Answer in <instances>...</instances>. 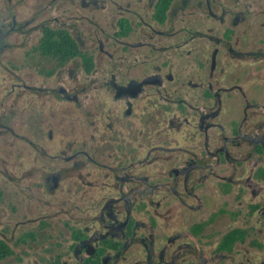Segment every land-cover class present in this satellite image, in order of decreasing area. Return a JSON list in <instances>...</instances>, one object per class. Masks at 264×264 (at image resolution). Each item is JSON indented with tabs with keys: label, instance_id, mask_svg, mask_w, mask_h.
Here are the masks:
<instances>
[{
	"label": "rangeland",
	"instance_id": "rangeland-1",
	"mask_svg": "<svg viewBox=\"0 0 264 264\" xmlns=\"http://www.w3.org/2000/svg\"><path fill=\"white\" fill-rule=\"evenodd\" d=\"M156 1L0 0V221L13 226L43 215L61 233L60 221L78 216L79 200L55 204L47 189L53 174L74 178L63 181L65 193L70 183V193L85 183L87 222L119 194L122 176L133 179L125 188L144 176L167 184L171 189L147 197L157 240L209 220L200 237L217 240L257 220L238 209L247 215L251 201L264 205V182L249 175L259 159L264 167V155L253 151L255 139L264 142V0H175L164 24L153 18ZM122 17L133 30L117 37ZM46 26L68 29L93 55L90 74L80 59L61 65L42 54ZM178 100L187 109L176 113ZM154 144L160 149L147 155ZM184 160L203 167L194 170L183 203L171 170ZM223 175L242 178L235 190L243 198L225 194ZM197 192L200 199L191 195ZM41 196L49 206L36 200ZM21 249L26 260L40 255L29 245Z\"/></svg>",
	"mask_w": 264,
	"mask_h": 264
},
{
	"label": "flooded vegetation",
	"instance_id": "flooded-vegetation-1",
	"mask_svg": "<svg viewBox=\"0 0 264 264\" xmlns=\"http://www.w3.org/2000/svg\"><path fill=\"white\" fill-rule=\"evenodd\" d=\"M54 29L69 31L65 28ZM163 102L165 103V101ZM178 102L179 108L176 109V113L180 109L185 111L187 105H182L180 100ZM158 103V98L153 101L152 111L155 114L159 111ZM150 116L152 115H149V121L152 122ZM187 116L189 115L187 114ZM154 120H156V116ZM146 130L149 132L148 128ZM236 135L242 137L239 127ZM244 137H246L245 134ZM260 142V139L254 140L253 151L255 154L264 155V150L260 152L256 149L257 144L259 145ZM159 147L160 145L157 144L152 145L147 155H151L153 149ZM206 149L208 150L207 143ZM119 150L115 148L111 153L118 155ZM218 152L223 153L226 159L230 157L227 148H220ZM90 162L96 163L97 161L92 158ZM97 163L103 166L107 165L106 163ZM202 165L197 160H184L180 167L171 170V173L174 174V193L179 197L180 202L184 203L182 192L183 190L187 192V185L192 179L194 170L202 168ZM205 167L208 168L209 166ZM260 168L264 167L261 166L259 159L257 164L254 163L253 171L249 173L254 183L264 182V178L260 176ZM208 173L203 181L200 179L201 177L196 181L207 182L214 172L209 170ZM52 177V188L47 187L49 194L48 191L45 194L54 196L55 204L60 201V198L66 197L72 203L77 198L79 200L78 216L71 214L66 216V220H61V233H59V229H56V225L43 215L34 218V220L17 221L13 226L11 220H1L0 264H264V258H262V255L264 256V240L260 239L264 235V205L262 206L261 201L257 203L251 201L247 215L244 212L245 208L238 209L240 216L255 217L256 221L252 224L241 223V225H235L223 232L220 239L204 240L200 237L211 223L209 220L208 223L206 222L202 226L194 223L190 226L189 231L180 228L173 236L170 235L165 240H157L153 231L155 224H150L147 197L152 195L158 188L168 189L167 184L164 186L160 182H152L148 176H144L142 184L138 183L131 188H125V184L133 182V179L122 176L121 179L124 181L119 188V194L103 200L100 210L96 209V211L99 210V214H94L91 220L87 222L85 218V183L77 181L79 184L77 192L71 193L70 191L75 187H73L74 183H70L72 186L65 193V186H62L63 181L73 180L74 178L64 179L62 176L56 177L55 174ZM118 178L120 177L118 176ZM220 179L223 180L225 194H236V196L243 198L244 193L241 189L235 190L236 184L242 182V178L223 175L220 176ZM239 184L242 185V183ZM41 188L45 189L46 187ZM42 189L39 188V190ZM60 190L61 192H59ZM40 194L45 195L43 192ZM191 195L201 198V196H198V192ZM38 199L42 202L46 201L42 196L36 198V200ZM141 200L142 205H140V208L144 213L145 221L139 222L134 213L137 211L135 209L136 205ZM44 206L47 207L49 204L44 202ZM93 208H95V205H93ZM74 210L75 208L72 207V212ZM64 212L61 210L60 213L64 214ZM28 224L33 225L21 229L22 226ZM258 225L259 227H257ZM236 228H241L247 233L244 232L243 237L235 241L222 240L225 235ZM204 237L208 238L207 236ZM251 238H257V240ZM25 245L33 247V252L39 253L41 256H32L29 260L23 258L21 248Z\"/></svg>",
	"mask_w": 264,
	"mask_h": 264
},
{
	"label": "trees",
	"instance_id": "trees-1",
	"mask_svg": "<svg viewBox=\"0 0 264 264\" xmlns=\"http://www.w3.org/2000/svg\"><path fill=\"white\" fill-rule=\"evenodd\" d=\"M173 2L174 0H157L154 5L153 18L160 24L166 23ZM118 26L119 30L116 32L117 37L129 36L133 30L130 20L126 17H122L118 20ZM39 50H41L42 54L60 64H65L74 59H80L85 72L88 74H90L95 67L93 55L83 51L70 31L64 29L46 27L44 35L40 40ZM256 149L260 152L264 150L263 139H261L259 145L257 144ZM260 176L264 178V168H260ZM203 224H205V222L198 223L199 226ZM244 232L247 233L241 228H236L225 235L222 240H238L240 237H243ZM251 239L257 240V238Z\"/></svg>",
	"mask_w": 264,
	"mask_h": 264
}]
</instances>
